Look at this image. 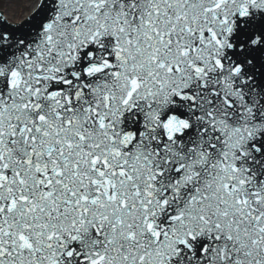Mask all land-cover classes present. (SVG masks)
<instances>
[{"label":"snow or ice","instance_id":"1","mask_svg":"<svg viewBox=\"0 0 264 264\" xmlns=\"http://www.w3.org/2000/svg\"><path fill=\"white\" fill-rule=\"evenodd\" d=\"M0 264H264V0L0 14Z\"/></svg>","mask_w":264,"mask_h":264},{"label":"bare ground","instance_id":"2","mask_svg":"<svg viewBox=\"0 0 264 264\" xmlns=\"http://www.w3.org/2000/svg\"><path fill=\"white\" fill-rule=\"evenodd\" d=\"M28 0H4L2 14L9 20H17L26 12Z\"/></svg>","mask_w":264,"mask_h":264},{"label":"rangeland","instance_id":"3","mask_svg":"<svg viewBox=\"0 0 264 264\" xmlns=\"http://www.w3.org/2000/svg\"><path fill=\"white\" fill-rule=\"evenodd\" d=\"M4 7V0H0V9Z\"/></svg>","mask_w":264,"mask_h":264},{"label":"water","instance_id":"4","mask_svg":"<svg viewBox=\"0 0 264 264\" xmlns=\"http://www.w3.org/2000/svg\"><path fill=\"white\" fill-rule=\"evenodd\" d=\"M4 16V15H3Z\"/></svg>","mask_w":264,"mask_h":264}]
</instances>
